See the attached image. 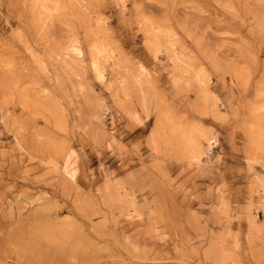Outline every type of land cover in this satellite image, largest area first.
<instances>
[{"label": "rangeland", "instance_id": "1", "mask_svg": "<svg viewBox=\"0 0 264 264\" xmlns=\"http://www.w3.org/2000/svg\"><path fill=\"white\" fill-rule=\"evenodd\" d=\"M0 264H264V0H0Z\"/></svg>", "mask_w": 264, "mask_h": 264}, {"label": "built area", "instance_id": "2", "mask_svg": "<svg viewBox=\"0 0 264 264\" xmlns=\"http://www.w3.org/2000/svg\"><path fill=\"white\" fill-rule=\"evenodd\" d=\"M212 142H214V139H211Z\"/></svg>", "mask_w": 264, "mask_h": 264}]
</instances>
